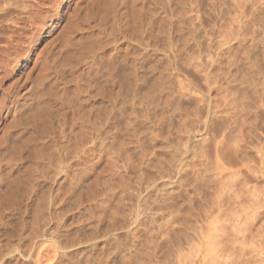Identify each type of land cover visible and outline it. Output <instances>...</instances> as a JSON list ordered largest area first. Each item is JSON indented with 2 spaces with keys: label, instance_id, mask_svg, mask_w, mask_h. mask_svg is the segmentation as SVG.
Returning a JSON list of instances; mask_svg holds the SVG:
<instances>
[{
  "label": "rangeland",
  "instance_id": "374dc122",
  "mask_svg": "<svg viewBox=\"0 0 264 264\" xmlns=\"http://www.w3.org/2000/svg\"><path fill=\"white\" fill-rule=\"evenodd\" d=\"M248 1L0 0V264H264V0ZM131 75L139 93L97 131Z\"/></svg>",
  "mask_w": 264,
  "mask_h": 264
},
{
  "label": "bare ground",
  "instance_id": "6f19581e",
  "mask_svg": "<svg viewBox=\"0 0 264 264\" xmlns=\"http://www.w3.org/2000/svg\"><path fill=\"white\" fill-rule=\"evenodd\" d=\"M125 1H128V0H125ZM143 1V0H142ZM162 1V0H161ZM165 1V0H164ZM237 1V0H236ZM251 0H249L248 2H250ZM253 1V0H252ZM251 1V2H252ZM255 1V0H254ZM110 2V1H109ZM109 2H107V3H109ZM187 2V1H186ZM193 2V1H192ZM245 2V1H244ZM256 2V1H255ZM259 2V1H258ZM14 3H16V2H14ZM113 3H115V2H113ZM241 3V2H240ZM246 3H247V1H246ZM254 3V2H253ZM120 4V3H119ZM125 4V3H124ZM11 5V4H10ZM17 5V4H16ZM15 5V6H16ZM27 5V4H26ZM111 5V4H110ZM115 5H117V4H115ZM151 5V4H150ZM250 5V4H249ZM30 6V5H29ZM49 6V5H48ZM73 6V5H72ZM130 6V5H129ZM240 6V5H239ZM248 6V5H247ZM3 7V6H2ZM11 7H13V6H11ZM18 7V6H17ZM26 7V8H25ZM89 7V6H88ZM131 7V6H130ZM178 7H180V6H178ZM252 7V6H251ZM16 7H14L13 8V11L14 10H16L15 9ZM29 8V7H28ZM102 8V7H101ZM126 8V7H125ZM136 8V7H135ZM258 8H259V6H258ZM8 9H9V7H8ZM23 9L24 10H26L25 12H29L30 10L29 9H27V6H23ZM153 9V8H152ZM10 10H12L11 8H10ZM10 10H4V12L1 14V16L4 18V16L5 17H7V15L8 14H10V13H8V11H10ZM21 10H22V6H21ZM73 10V9H72ZM83 10V9H82ZM135 10V9H134ZM141 10H142V8H141ZM141 10H138V11H134V12H136L137 13V15H136V18H137V20L136 21H139L138 23H140L139 25H141V21L145 18L144 17V14H143V12H141L140 13V11ZM195 10V9H194ZM193 10V11H194ZM250 10V9H249ZM260 10H262V9H260ZM17 11V10H16ZM23 11V10H22ZM36 11V10H35ZM34 11V12H35ZM152 11V10H151ZM186 11V10H185ZM248 11V10H247ZM246 11V12H247ZM11 12V11H10ZM87 12V11H86ZM99 12V11H98ZM259 12V11H258ZM24 13V12H23ZM37 13V12H36ZM248 14H249V11L247 12ZM246 13V14H247ZM31 14V13H30ZM34 14V13H33ZM89 14V13H88ZM92 14V13H91ZM247 14V15H248ZM252 14V13H251ZM36 15V14H35ZM44 15V14H43ZM42 15V16H43ZM73 15V14H72ZM72 15H70V16H72ZM101 15H102V13H101ZM128 15H129V12H127V14H126V16L124 17L125 18V20H126V22L129 24V22H131V21H129V17H128ZM196 15H197V13H196ZM0 16V17H1ZM45 16V15H44ZM89 16V15H88ZM258 16V15H257ZM90 17H91V15H90ZM123 17V16H122ZM179 17V16H178ZM194 17V16H193ZM192 17V18H193ZM23 18V17H22ZM35 18V17H34ZM44 18V17H43ZM258 19H260L259 17H258ZM12 20V19H11ZM45 20V19H44ZM114 20V19H113ZM160 20V19H159ZM181 20V19H180ZM187 20V19H186ZM192 20V19H191ZM190 20V21H191ZM32 21V20H31ZM108 21V20H107ZM121 21V20H120ZM129 21V22H128ZM145 21V19L143 20V22ZM156 21V20H155ZM189 21V20H188ZM256 21H257V19H256ZM262 21V20H261ZM16 22V21H15ZM66 22V21H65ZM94 22V21H93ZM124 22V21H123ZM146 22H147V20H146ZM126 23V24H127ZM137 23V22H136ZM137 23V24H138ZM189 23V22H188ZM196 23V22H195ZM249 23V22H248ZM252 23V22H251ZM30 24H31V22H30ZM70 24V23H69ZM145 23H143V25H144ZM163 24V23H162ZM193 24V23H192ZM191 24V25H192ZM263 24V23H262ZM10 25V24H9ZM136 25V24H135ZM139 25H137V26H139ZM145 25H147V24H145ZM11 26V25H10ZM95 26V25H94ZM102 26H104V25H102ZM127 26V25H126ZM190 26V25H189ZM236 26V25H235ZM252 26V25H251ZM253 26H255V25H253ZM258 26V25H257ZM256 26V27H257ZM37 27V26H36ZM81 27V26H80ZM141 27V26H140ZM146 27V26H145ZM122 28V27H121ZM128 28V27H127ZM138 29H139V27H137ZM157 28V27H156ZM183 28V27H182ZM185 28V27H184ZM246 28V27H245ZM124 29V28H123ZM141 30V29H140ZM246 30V29H245ZM94 32V31H93ZM96 32V31H95ZM130 32V31H129ZM162 32V31H161ZM247 32V31H246ZM258 32V31H257ZM2 33V32H1ZM21 33V32H20ZM64 33H65V31H64ZM68 33V32H67ZM91 33V32H90ZM136 33V32H135ZM262 33V32H261ZM80 34V33H79ZM18 35V34H17ZM98 35V34H97ZM140 35V34H139ZM243 35V34H242ZM66 36V35H65ZM82 36V35H81ZM156 36V35H155ZM163 36V35H162ZM231 36H233V35H231ZM26 37V36H25ZM246 37V36H245ZM165 38V37H164ZM182 38V37H181ZM22 39V38H21ZM179 39V38H178ZM257 39V38H256ZM113 40V39H112ZM231 40V39H230ZM116 41V40H115ZM183 41V40H182ZM187 41V40H186ZM227 41V40H226ZM229 41V40H228ZM241 41V40H240ZM179 41H177V43H178ZM181 42V41H180ZM185 42V41H184ZM257 42V41H256ZM97 43H98V41H97ZM104 43V42H103ZM186 43V42H185ZM11 44V43H10ZM99 44V43H98ZM249 44V43H248ZM6 45V44H5ZM103 45V44H102ZM105 45V44H104ZM262 45V44H261ZM7 46V45H6ZM90 46V45H89ZM164 46V45H163ZM168 46V45H167ZM183 46H184V44H183ZM249 46V45H248ZM3 47V46H2ZM21 47V46H20ZM58 47V46H57ZM168 48V47H167ZM248 48V47H247ZM246 48V49H247ZM3 49H4V47H3ZM61 49V48H60ZM138 49V48H137ZM260 49V48H259ZM264 49V48H263ZM91 50V49H90ZM107 50V49H106ZM169 50V49H168ZM9 51V50H8ZM152 51V50H151ZM150 51V52H151ZM164 51V50H163ZM25 52V51H24ZM153 52V51H152ZM236 52V51H235ZM39 53H40V51H39ZM134 53V52H133ZM139 53V52H138ZM210 53V52H209ZM23 54V53H22ZM45 54H46V52H45ZM55 54V53H54ZM65 54V53H64ZM67 54V53H66ZM137 54V53H136ZM262 54V53H261ZM1 55V54H0ZM177 55V54H176ZM259 55V54H258ZM63 56V55H62ZM202 56V55H201ZM210 56V55H209ZM263 56V55H262ZM52 57V56H51ZM152 57V56H151ZM54 58V57H53ZM56 58V57H55ZM67 58V57H66ZM195 58V57H194ZM210 58V57H209ZM38 59V58H37ZM64 59V58H63ZM99 59V58H98ZM189 59V58H188ZM81 60V59H80ZM203 60V59H202ZM3 61V60H2ZM51 61V60H50ZM60 61V60H59ZM63 61V60H62ZM77 62V61H76ZM9 63V62H8ZM81 63V62H80ZM144 63V62H143ZM194 63V62H193ZM193 63H192V65H193ZM203 63H204V61H203ZM209 63V62H208ZM95 64H96V62H95ZM2 65V64H1ZM8 65H10V64H8ZM41 65V64H40ZM77 65V64H76ZM147 65V64H146ZM61 66V65H60ZM58 67V66H57ZM198 67V66H197ZM40 68H43V67H39V69ZM200 68V67H199ZM46 69V68H45ZM44 69V70H45ZM120 69V68H119ZM135 69V68H134ZM216 69V68H215ZM62 70V69H61ZM133 71V70H132ZM138 71V70H137ZM100 72V71H99ZM134 72V71H133ZM198 72V71H197ZM8 73H9V70H8V68L7 69H5L4 70V74L3 75H5V76H7L8 75ZM59 73H61V71L59 72ZM92 73V72H91ZM225 73V72H224ZM90 74V73H89ZM97 74V73H96ZM222 74V73H221ZM36 75V74H35ZM34 75V76H35ZM241 75H242V73H241ZM244 75V74H243ZM138 76H139V74H138ZM156 76V75H155ZM2 77V76H1ZM38 77V76H37ZM41 77V76H40ZM249 77V76H248ZM45 78V77H44ZM87 78V77H86ZM89 78V77H88ZM87 78V79H88ZM102 78V77H101ZM124 78V77H123ZM154 78V77H153ZM43 79V78H42ZM67 79V78H66ZM158 79V78H157ZM177 79V78H176ZM230 79V78H229ZM72 80V79H71ZM137 80V79H136ZM152 80V79H151ZM208 80V79H207ZM75 81V80H74ZM101 81H102V79H101ZM154 81V80H153ZM156 81V80H155ZM154 81V83H156ZM177 81V80H176ZM175 81V82H176ZM244 81V80H243ZM11 82V81H10ZM39 82V81H38ZM41 82V81H40ZM91 82V81H90ZM135 82V77L134 76H126L125 77V79H124V89H125V91H122L120 94H113L112 93V91L113 90H110L109 91V94H108V105L106 104V105H101V106H103V107H99V109H98V111L97 112H99V113H97V114H95V116L94 117H90V118H92L91 120V125H93L94 127H95V129L98 131V128L100 129V123H101V118L99 117V115H100V113L102 112V113H104L105 115H106V118H108V121H111V123H113L114 124V121L116 120V116H117V112H119V111H121V109L119 110V111H115L114 110V108L116 107V105H118L119 106V108L121 107H123L124 108V106H125V104L127 103V98H132L131 96L129 97V95L131 94V93H135V92H138V90H139V85L138 84H135L134 83ZM182 82V81H181ZM184 82H185V80H184ZM192 82V81H191ZM107 83V82H106ZM82 84V83H81ZM152 84H153V82H152ZM39 85V84H38ZM104 85V84H103ZM161 85V84H160ZM44 86V85H43ZM155 86V85H154ZM159 86V85H158ZM213 86V85H212ZM221 86V85H220ZM224 86V85H223ZM227 86V85H226ZM52 87V86H51ZM98 87V86H97ZM109 87V86H108ZM114 87V86H113ZM118 87V86H117ZM35 88V87H34ZM57 88V87H56ZM115 88V87H114ZM119 88V87H118ZM118 88H117V90H118ZM123 88V87H122ZM148 88V87H147ZM198 88H200V87H198ZM217 88V87H216ZM221 88V87H220ZM48 89V88H47ZM50 89V88H49ZM52 89V88H51ZM59 89V88H58ZM57 89V90H58ZM124 89H122V90H124ZM106 90V89H105ZM140 90H141V88H140ZM147 90V89H146ZM164 90V89H163ZM226 90V89H225ZM224 90V91H225ZM50 91V90H49ZM54 91V90H53ZM102 90H100V92H101ZM108 91V90H107ZM119 91V90H118ZM237 91V90H236ZM97 92H99V91H97ZM175 92V91H174ZM195 92V91H194ZM193 92V93H194ZM53 93V92H52ZM56 93V92H55ZM90 93V92H89ZM139 93V92H138ZM150 93V92H149ZM218 93H219V91H218ZM43 94V93H42ZM45 94V93H44ZM96 94V93H95ZM216 94V93H215ZM214 94V95H215ZM40 95V94H39ZM46 95V94H45ZM48 95H50V94H48ZM52 95V94H51ZM58 95V94H57ZM133 95V94H132ZM144 95H145V93H144ZM199 95V94H198ZM37 96V95H36ZM35 96V97H36ZM55 96V95H54ZM92 96V95H91ZM151 96V95H150ZM153 96V95H152ZM217 96V95H216ZM203 97V96H202ZM60 98V97H59ZM154 98V97H153ZM194 98H196V97H194ZM36 99V98H35ZM57 99H58V97H57ZM143 99V98H142ZM160 99V98H159ZM193 99V98H192ZM147 100V99H146ZM57 101V100H56ZM143 101V100H142ZM197 101V100H196ZM41 102V101H40ZM46 102V101H45ZM141 102V101H140ZM205 102V101H204ZM43 103V102H42ZM66 103H67V101H66ZM153 103V102H152ZM241 103V102H240ZM38 104V103H37ZM44 104V103H43ZM49 104V103H48ZM91 104V103H90ZM100 104V103H99ZM105 104V103H104ZM140 104V103H139ZM235 104V103H234ZM41 105V104H40ZM39 105V106H40ZM47 105V104H46ZM57 105V104H56ZM192 105V104H191ZM212 105V104H211ZM45 106V105H44ZM50 106V105H49ZM65 106V105H64ZM96 106V105H95ZM99 106V105H98ZM113 106H115V107H113ZM148 106V105H147ZM215 106V105H214ZM41 108H42V106H40ZM48 107V106H47ZM45 108V107H43L44 109H49V108ZM51 107V106H50ZM67 107V106H66ZM178 107V106H177ZM194 107H196V106H194ZM193 107V108H194ZM22 108V107H21ZM56 108H59V107H57L56 106ZM96 108V107H95ZM159 108V107H158ZM66 109V108H65ZM94 109V108H93ZM161 109V108H160ZM199 109V108H198ZM29 110V109H28ZM50 110V109H49ZM52 110V109H51ZM55 110V109H54ZM102 110V111H101ZM153 110V109H152ZM185 110V109H184ZM192 110V109H191ZM194 110V109H193ZM214 110V109H213ZM45 111V110H44ZM53 111V110H52ZM57 111V110H56ZM176 111V110H175ZM61 112V111H60ZM84 112V111H83ZM86 112V111H85ZM90 112V111H89ZM28 113V112H27ZM32 113V112H31ZM102 113H101V115H102ZM177 113V112H176ZM190 113V112H189ZM197 113V112H196ZM225 113V112H224ZM19 114V113H18ZM38 114V113H37ZM47 114V113H46ZM59 114H61V113H59ZM103 114V115H104ZM36 115V114H35ZM91 115H93V114H91ZM125 115V114H124ZM156 115V114H155ZM195 115V114H194ZM84 116V115H83ZM90 116V115H89ZM88 116V117H89ZM31 117V116H30ZM85 117H86V115H85ZM85 117H84V119H85ZM127 117V116H126ZM155 117V116H154ZM165 117H166V115H165ZM167 117H169V116H167ZM222 117V116H221ZM237 117V116H236ZM14 118V117H13ZM12 118V119H13ZM16 118V117H15ZM125 118V117H124ZM211 118V117H210ZM224 118V117H223ZM86 119H87V117H86ZM89 119V118H88ZM87 119V120H88ZM102 119H104V118H102ZM127 119H128V117H127ZM157 119V118H156ZM184 119V118H183ZM229 119V118H228ZM240 119V118H239ZM21 120V119H20ZM77 120L78 121H82L83 120V118H80V117H78L77 118ZM90 120V119H89ZM89 120L87 121V122H89ZM118 120V119H117ZM134 120V119H133ZM154 120V119H153ZM217 120V119H216ZM225 120V119H224ZM38 121V120H37ZM44 121V120H43ZM83 121H85V120H83ZM104 121V120H103ZM127 121V120H126ZM176 121H178V120H176ZM196 121V120H195ZM231 121H233V120H231ZM240 121V120H239ZM22 122V121H21ZM86 122V123H87ZM202 122V121H201ZM38 123V122H37ZM56 123V122H55ZM110 123V122H109ZM128 123V122H127ZM223 123V122H222ZM247 123V122H246ZM22 124V123H21ZM30 124V123H29ZM102 124V123H101ZM133 124V123H132ZM131 124V125H132ZM189 123H187L186 125H188ZM226 124H227V121H226ZM239 124V123H238ZM87 125V124H86ZM123 126V125H122ZM159 126V125H158ZM193 126V125H192ZM41 127V126H40ZM39 127V128H40ZM66 127V126H65ZM80 127H82V126H80ZM93 127V128H94ZM145 127V126H144ZM149 127V126H148ZM176 127V126H175ZM201 127V126H200ZM222 127V126H221ZM232 127V126H231ZM38 128V127H37ZM70 128V127H69ZM86 128V127H85ZM84 128V129H85ZM107 128V127H106ZM119 128V127H118ZM147 128V127H146ZM204 128V127H203ZM25 129V128H24ZM31 129V128H30ZM44 129V128H43ZM83 129V130H84ZM86 129H88V128H86ZM188 129V128H187ZM190 129V128H189ZM192 129V128H191ZM234 129V128H233ZM239 129V128H238ZM82 130V131H83ZM95 130V131H96ZM109 130V129H108ZM120 130V129H119ZM195 130V129H194ZM47 131V130H46ZM67 131V130H66ZM86 131V130H85ZM129 131V130H128ZM180 131V130H179ZM235 131V130H234ZM240 131V130H239ZM31 132V131H30ZM45 132V131H44ZM81 132V131H80ZM122 132V131H121ZM120 132V133H121ZM123 132H126V131H123ZM130 133V132H129ZM140 133V132H139ZM180 133V132H179ZM235 133H237V132H235ZM45 134V133H44ZM80 134H82V133H80ZM187 134V133H186ZM228 134V133H227ZM126 135H128V134H126ZM141 135H142V133H141ZM231 135V134H230ZM26 136V135H25ZM69 136V135H68ZM136 136V135H135ZM138 136H139V134H138ZM179 136V135H178ZM188 136V135H187ZM190 136V135H189ZM137 137V136H136ZM199 137V136H198ZM201 137V136H200ZM7 138V137H6ZM14 138V137H13ZM105 138V137H104ZM36 139V138H35ZM85 139V138H84ZM83 139V140H84ZM27 140V139H26ZM58 140V139H57ZM88 140V139H87ZM125 140H127V139H125ZM228 140V139H227ZM239 140V139H238ZM69 141V140H68ZM129 141V140H128ZM90 142V141H89ZM197 142V141H196ZM201 142V141H200ZM208 142V141H207ZM226 142V141H225ZM2 143V142H1ZM12 143V142H11ZM59 143V142H58ZM124 143V142H123ZM193 143V142H192ZM202 143V142H201ZM204 143H206V142H204ZM52 144V143H51ZM77 144V143H76ZM98 144V143H97ZM127 144H128V142H127ZM160 144V143H159ZM172 144V143H171ZM197 144V143H196ZM37 145V144H36ZM79 145V144H78ZM84 145V144H83ZM82 145V146H83ZM106 145V144H105ZM167 145V144H166ZM230 145V144H229ZM228 145V146H229ZM236 145V144H235ZM241 145V144H240ZM34 146V145H33ZM38 146V145H37ZM43 146V145H42ZM49 146V145H48ZM168 146V145H167ZM36 147V146H35ZM108 147V146H107ZM121 147V146H120ZM207 147V146H206ZM50 148V147H49ZM161 148V147H160ZM194 148V147H193ZM237 148V147H236ZM164 149V148H163ZM206 149V148H205ZM44 150V149H43ZM77 150V149H76ZM98 150V149H97ZM106 150V149H105ZM198 150V149H197ZM203 150V149H202ZM241 150V149H240ZM16 151V150H15ZM64 151V150H63ZM168 151V150H167ZM173 151V150H172ZM177 151V150H176ZM29 152V151H28ZM52 152V151H51ZM75 152V151H74ZM106 152V151H105ZM135 152V151H134ZM139 152V151H138ZM163 152V151H162ZM197 152V151H196ZM200 152H202V151H200ZM53 153V152H52ZM101 153V152H100ZM123 153V152H122ZM172 153H174V152H172ZM178 153V152H177ZM180 153V152H179ZM198 153V152H197ZM196 153V154H197ZM2 154V153H1ZM91 154V153H90ZM114 154H116V153H114ZM124 154V153H123ZM127 154V153H126ZM175 154V153H174ZM199 154V153H198ZM206 154H207V152H206ZM200 155V154H199ZM203 155V154H202ZM124 156H126L125 154H124ZM139 156V155H138ZM141 156V155H140ZM172 156H174L173 154H172ZM201 156V155H200ZM199 156V157H200ZM206 156V155H205ZM88 157V156H87ZM118 157V156H117ZM182 157V156H181ZM29 158V157H28ZM50 158H52V157H50ZM112 158V157H111ZM123 158V157H122ZM143 158V157H142ZM151 158V157H150ZM196 158H197V156H196ZM208 158V157H207ZM206 158V159H207ZM245 158V157H244ZM63 159V158H62ZM97 159V158H96ZM119 159V158H118ZM141 159V158H140ZM168 159V158H167ZM193 159V158H192ZM201 159V158H200ZM202 159H203V157H202ZM5 160H7V159H5ZM53 160V159H52ZM112 160V159H111ZM136 160H138V159H136ZM135 160V161H136ZM175 160V159H174ZM62 161V160H61ZM88 161V160H87ZM116 161V160H115ZM199 161V160H198ZM114 162V161H113ZM117 162V161H116ZM176 162V161H175ZM195 162V161H194ZM61 163V162H60ZM126 163H128V162H126ZM167 163H168V161H167ZM174 163V162H173ZM178 163V162H177ZM95 164V163H94ZM107 164V163H106ZM118 164V163H117ZM131 164V163H130ZM198 164V163H197ZM177 165V164H176ZM210 165V164H209ZM58 166V165H57ZM104 166V165H103ZM110 166H111V164H110ZM186 166V165H185ZM216 166V165H215ZM4 167V166H3ZM6 167V166H5ZM29 167V166H28ZM34 167V166H33ZM139 167V166H138ZM74 168V167H73ZM101 168V167H100ZM105 168V167H104ZM112 168V167H111ZM134 168V167H133ZM212 167H210V169H211ZM5 169V168H4ZM26 169H27V167H26ZM151 169V168H150ZM158 169H159V167H158ZM166 169V168H165ZM215 169H218V168H216L215 167ZM25 170V169H24ZM58 170V169H57ZM82 170V169H81ZM153 170V169H152ZM194 170V169H193ZM212 170V169H211ZM41 171V170H40ZM75 171V170H74ZM107 171V170H106ZM217 171V170H216ZM17 172V171H16ZM22 172H23V170H22ZM45 172V171H44ZM166 172H167V170H166ZM219 172H220V170H219ZM68 173V172H67ZM70 174H72V173H70ZM69 174V175H70ZM170 174V173H169ZM201 174V173H200ZM205 174V173H204ZM82 175V174H81ZM132 175V174H131ZM223 175V174H222ZM48 176V175H47ZM6 177V176H5ZM21 177V176H20ZM192 177H194L193 175H192ZM91 178V177H90ZM123 178V177H122ZM164 178V177H163ZM196 178V177H195ZM119 179V178H118ZM174 179V178H173ZM229 179V178H228ZM227 179V180H228ZM231 179V178H230ZM9 180V179H8ZM42 180V179H41ZM134 180V179H133ZM169 180V179H168ZM226 180V181H227ZM233 180V179H232ZM4 181V180H3ZM2 181V182H3ZM43 181V180H42ZM60 181V180H59ZM132 181V180H131ZM146 181V180H145ZM144 181V182H145ZM192 181V180H191ZM195 181V180H194ZM197 181V180H196ZM195 181V182H196ZM65 182H67V181H65ZM138 183V182H137ZM147 183V182H146ZM28 184V183H27ZM130 184V183H129ZM132 184V183H131ZM139 184V183H138ZM177 184V183H176ZM69 185V184H68ZM146 185V184H145ZM166 185V184H165ZM225 185V184H224ZM89 186V185H88ZM139 186V185H138ZM7 187H8V185H7ZM40 187V186H39ZM99 187V186H98ZM166 187V186H165ZM189 187V186H188ZM11 188V187H10ZM30 188H32V187H30ZM35 188V187H34ZM38 188V187H37ZM81 188V187H80ZM92 188H94V187H92ZM102 188V187H101ZM108 188H110V187H108ZM134 188V187H133ZM141 188V187H140ZM146 188V187H145ZM158 188V187H157ZM199 188V187H198ZM220 188V187H219ZM25 189V188H24ZM40 189V188H39ZM144 189V188H143ZM224 189H225V186H224ZM226 189H227V187H226ZM83 190V189H82ZM87 190V189H86ZM94 190H97L98 191V189H94ZM219 190V189H218ZM7 191V190H6ZM29 191V190H28ZM37 191V190H36ZM66 191V190H65ZM71 191V190H70ZM100 191V190H99ZM156 191V190H155ZM220 191V190H219ZM50 192V191H49ZM52 192V191H51ZM68 192V191H67ZM79 192V191H78ZM84 192H86V191H84ZM120 192V191H119ZM41 193V192H40ZM88 193V192H87ZM96 193V191L94 192V194ZM98 193H100V192H98ZM102 193V192H101ZM162 193V192H161ZM164 193V192H163ZM34 194V193H33ZM50 194V193H49ZM71 194V193H70ZM141 194V193H140ZM158 194V193H157ZM214 194V193H213ZM215 194H216V191H215ZM220 194V193H219ZM228 194V193H227ZM1 195V194H0ZM57 195V194H56ZM73 195V194H72ZM107 195V194H106ZM180 195V194H179ZM69 196V195H68ZM124 196V195H123ZM157 196V195H156ZM215 196V195H214ZM213 196V197H214ZM18 197V196H17ZM32 197V196H31ZM99 197V196H98ZM119 197V196H118ZM0 198H1V196H0ZM39 198V197H38ZM53 198V197H52ZM167 198V197H166ZM181 198V197H180ZM190 198V197H189ZM233 198V197H232ZM11 199V198H10ZM35 199V198H34ZM67 199V198H66ZM142 199V198H141ZM157 199V198H156ZM170 199V198H169ZM55 200V199H54ZM136 200V199H135ZM138 200H140V198L138 199ZM221 200V199H220ZM14 201V200H13ZM25 201V200H24ZM76 201V200H75ZM106 201V200H105ZM109 201V200H108ZM143 201V200H142ZM145 201V200H144ZM33 202H35V201H33ZM49 202V201H48ZM82 202V201H81ZM117 202H119V201H116V203ZM120 202H122V201H120ZM135 202V201H134ZM146 202V201H145ZM151 202V201H150ZM9 203V202H8ZM57 203H59V202H57ZM97 203H99V202H97ZM101 203V202H100ZM108 203V202H107ZM144 203V202H143ZM17 204V203H16ZM147 204V203H146ZM18 205V204H17ZM24 205V204H23ZM138 205V204H137ZM151 205V204H150ZM6 206V205H5ZM21 206V205H20ZM32 206V205H31ZM40 206V205H39ZM120 206H121V204H120ZM132 207V206H131ZM163 207V206H162ZM181 207V206H180ZM100 208V207H99ZM114 208V207H113ZM117 208V207H116ZM136 208V207H135ZM149 208V207H148ZM39 209V208H38ZM22 210V209H21ZM6 211V210H5ZM119 211V210H118ZM160 211H162V210H160ZM180 211V210H179ZM188 211V210H187ZM98 212V211H97ZM169 212V211H168ZM3 213V212H2ZM14 213V212H13ZM42 213V212H41ZM65 213H66V211H65ZM88 213V212H87ZM114 213V212H113ZM117 213V212H116ZM171 213H173V212H171ZM18 214V213H17ZM38 214V213H37ZM92 214V213H91ZM97 214V213H96ZM98 214H100V213H98ZM82 215V214H81ZM95 215V214H94ZM109 215V214H108ZM54 216V215H53ZM92 216V215H91ZM96 216V215H95ZM125 216V215H124ZM195 216V215H194ZM7 217V216H6ZM12 217V216H11ZM41 217V216H40ZM57 217V216H56ZM117 217V216H116ZM130 217V216H129ZM132 217V216H131ZM198 217V216H197ZM62 218V217H61ZM107 218V217H106ZM178 218V217H177ZM21 219V218H20ZM40 219H42V218H40ZM60 219V218H59ZM87 219V218H86ZM103 219V218H102ZM132 219V218H131ZM187 219V218H186ZM48 220V219H47ZM123 220V219H122ZM164 220H167V219H164ZM3 221V220H2ZM92 221V220H91ZM137 221V220H136ZM187 221V220H186ZM28 222V221H27ZM30 222V221H29ZM131 222V221H130ZM166 222V221H165ZM175 222V221H174ZM173 222V223H174ZM12 223V222H11ZM36 223V222H35ZM105 223V222H104ZM17 224V223H16ZM91 224V223H90ZM94 224V223H93ZM158 224V223H157ZM165 224V223H164ZM175 224H179V223H175ZM195 224V223H194ZM2 225V224H1ZM19 225V224H18ZM64 225V224H63ZM96 225V224H95ZM122 225V224H121ZM192 225V224H191ZM10 226V225H9ZM52 226V225H51ZM57 226V225H56ZM107 226V225H106ZM139 226V225H138ZM160 226H161V224H160ZM169 226V225H168ZM195 226V225H194ZM83 227V226H82ZM96 227V226H95ZM173 227H176V226H173ZM11 228V227H10ZM30 228V227H29ZM54 228V227H53ZM80 228V227H79ZM92 228V227H91ZM138 228V227H137ZM196 228V227H195ZM231 228V227H230ZM52 229V228H51ZM55 229V228H54ZM63 229V228H62ZM232 229V228H231ZM12 230V229H11ZM38 230V229H37ZM41 230V229H40ZM49 230V229H48ZM72 230V229H71ZM86 230V229H85ZM136 230V229H135ZM159 230V229H158ZM161 230V229H160ZM41 231H43V230H41ZM45 231V230H44ZM57 231V230H56ZM75 231V230H74ZM90 231H91V229H90ZM65 232V231H64ZM71 232V231H70ZM78 232V231H77ZM151 232V231H150ZM160 232V231H159ZM179 232H182L181 230L179 231ZM14 233V232H13ZM52 233V232H51ZM67 233V232H66ZM75 233V232H74ZM84 233V232H83ZM92 233V232H91ZM105 233V232H104ZM109 233V232H108ZM164 233V232H163ZM183 233V232H182ZM202 233V232H201ZM203 233H204V231H203ZM15 234H16V232H15ZM14 234V235H15ZM148 234V233H147ZM165 234V233H164ZM37 235V234H36ZM75 235V234H74ZM129 235V234H128ZM186 235V234H185ZM2 236V235H1ZM13 236V235H12ZM11 236V237H12ZM16 236V235H15ZM85 236V235H84ZM165 236V235H164ZM166 236H167V234H166ZM176 236V235H175ZM182 236V235H181ZM29 237V236H28ZM89 237V236H88ZM110 237V236H109ZM67 238V237H66ZM115 238V237H114ZM120 238V237H119ZM185 238V237H184ZM30 239V238H29ZM34 239V238H33ZM78 239V238H77ZM5 240V239H4ZM9 240V239H8ZM118 240V239H117ZM141 240V239H140ZM210 240V239H209ZM28 241V240H27ZM80 241V240H79ZM90 241V240H89ZM20 242V241H19ZM39 242V241H38ZM44 242V241H43ZM64 242V241H63ZM66 242V241H65ZM88 242V241H87ZM112 242V241H111ZM198 242V241H197ZM40 243V242H39ZM39 243H38V245H39ZM48 243V242H47ZM50 241H49V245H50ZM70 243V242H69ZM118 243V242H117ZM175 243V242H174ZM207 243V242H206ZM29 244V243H28ZM45 244V243H44ZM57 244V243H56ZM67 244V243H66ZM71 244V243H70ZM95 244V243H94ZM214 244V243H213ZM48 245V246H49ZM73 245V244H72ZM90 245V244H89ZM133 245H134V243H133ZM158 245V244H157ZM193 245V244H192ZM40 246H42V245H40ZM55 246V245H54ZM71 246V245H70ZM76 246V245H75ZM120 246V245H119ZM26 247V246H25ZM35 247V246H34ZM39 247V246H38ZM52 247V246H51ZM96 247V246H95ZM197 247V246H196ZM23 248V247H22ZM36 248V247H35ZM50 248V247H49ZM59 248H60V246H59ZM64 248V247H63ZM62 249V248H61ZM127 249V248H126ZM132 249V248H131ZM178 249H179V247H178ZM177 249V250H178ZM39 250H40V248H39ZM37 251V250H36ZM183 251V250H182ZM39 252V251H38ZM41 252V251H40ZM104 252V251H103ZM102 252V253H103ZM181 252V251H180ZM194 252V251H193ZM81 253V252H80ZM83 253V252H82ZM99 253V252H98ZM181 253H183V252H181ZM185 253V252H184ZM109 254V253H108ZM51 255V254H50ZM81 255V254H80ZM132 255V254H131ZM186 255V254H185ZM32 256H33V254H32ZM78 256V255H77ZM104 256V255H103ZM110 256V255H109ZM184 256V255H183ZM194 256V255H193ZM218 256V255H217ZM52 257V256H51ZM97 257V256H96ZM167 257V256H166ZM185 257H187V256H185ZM63 258V257H62ZM135 258V257H134ZM170 258V257H169ZM173 258V257H172ZM171 258V259H172ZM213 258V257H212ZM6 259V258H5ZM10 259V258H9ZM16 259V258H15ZM73 259V258H72ZM75 259V258H74ZM178 259V258H177ZM183 259V258H182ZM3 260V259H2ZM52 260V259H51ZM76 260V259H75ZM184 260V259H183ZM86 261V260H85ZM100 261V260H99ZM202 261V260H201ZM212 262H213V260H211ZM47 262H49V260L47 261ZM58 262V261H57ZM118 262V261H117ZM188 262H190V261H188ZM211 262V263H212ZM24 263V262H23ZM76 263H78V262H76ZM178 263V262H177ZM18 264H19V262H18ZM46 264V263H45ZM58 264V263H57ZM82 264V263H81ZM189 264V263H188ZM202 264H204V263H202Z\"/></svg>",
  "mask_w": 264,
  "mask_h": 264
}]
</instances>
